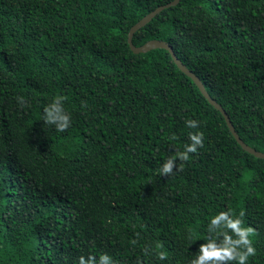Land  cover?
<instances>
[{
  "label": "trees",
  "instance_id": "1",
  "mask_svg": "<svg viewBox=\"0 0 264 264\" xmlns=\"http://www.w3.org/2000/svg\"><path fill=\"white\" fill-rule=\"evenodd\" d=\"M173 1L0 0V264H189L229 209L255 229L248 264H264V160L167 51L127 44ZM150 41L264 154V0H180L132 38ZM57 96L62 133L42 120ZM197 131L203 147L162 176Z\"/></svg>",
  "mask_w": 264,
  "mask_h": 264
},
{
  "label": "clouds",
  "instance_id": "2",
  "mask_svg": "<svg viewBox=\"0 0 264 264\" xmlns=\"http://www.w3.org/2000/svg\"><path fill=\"white\" fill-rule=\"evenodd\" d=\"M17 101L23 105V97H17ZM66 97L57 96L52 103L44 107L42 120L45 124L55 127L57 132H66L71 126V116L65 111L63 101ZM86 106V105H82ZM189 128H198L199 122L189 119L186 121ZM190 143L184 146L183 151L177 150L174 156L169 157L162 165L160 173L162 176H170L173 170L182 171L183 162L190 159V153H196L198 148L203 147V132H190L188 134ZM174 138V137H173ZM177 159L181 162L177 166ZM244 213L241 211L237 216L232 209L221 211L211 217L207 226V242L199 245L197 254L189 264H248L250 257L256 255V249L250 237L255 234L252 227L243 226ZM190 239L192 236L189 237ZM156 247L163 245L157 243ZM160 260L167 259L164 251L157 252ZM79 264H113L111 257L101 254L99 261L95 256H89L87 260L81 256Z\"/></svg>",
  "mask_w": 264,
  "mask_h": 264
},
{
  "label": "water",
  "instance_id": "3",
  "mask_svg": "<svg viewBox=\"0 0 264 264\" xmlns=\"http://www.w3.org/2000/svg\"><path fill=\"white\" fill-rule=\"evenodd\" d=\"M180 0H174L173 2L159 7L157 9H155L153 12H151L149 15H147L146 17H144L141 21H139L136 25H134L127 36V44L129 46L130 51L135 54V55H139V54H146L150 51L153 50H165L169 53V55L171 56V59L173 61V63L175 64V66L177 67V69L184 74L186 77H188L193 83L194 85L198 88L199 92L201 93V95L206 99V102L211 105L215 110H217L221 116L223 117L225 124L230 132V134L232 135V137L234 138V140L236 141V143L241 147V149L246 152L247 154L253 156L256 159H260V160H264V154L255 151L254 149L248 147L246 144L243 143V141H241V139L239 138V136L237 135V133L235 132L227 114L222 110V108L215 103L211 97L207 94L203 84L201 83V81L193 74L191 73L174 55L172 49L165 43V42H161V41H150L147 42L146 44H144L141 47H135L132 44V38L134 36V34L140 30L141 28L145 27L147 24H149L159 13H161L164 10H167L169 8L175 7L177 6V4H179Z\"/></svg>",
  "mask_w": 264,
  "mask_h": 264
}]
</instances>
